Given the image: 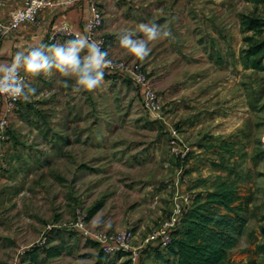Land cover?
Instances as JSON below:
<instances>
[{
    "label": "rangeland",
    "instance_id": "374dc122",
    "mask_svg": "<svg viewBox=\"0 0 264 264\" xmlns=\"http://www.w3.org/2000/svg\"><path fill=\"white\" fill-rule=\"evenodd\" d=\"M253 8L260 12L255 18H242L245 28L249 19L260 20V34L248 41L250 48L264 45V0H246L242 6L244 14ZM169 40L163 39V46L161 40L150 42L151 51L143 60L127 50L110 53L114 61L143 66L161 98L160 116L149 113L136 84L119 73L105 71L104 82L97 89L74 92L72 80L52 71L45 80L43 97L33 102L28 113L16 112L17 125L11 122L9 130L19 133L10 134L21 148L29 146L30 157H24L21 150L1 168L3 178L9 179L0 182V188L15 193L1 202L5 207L1 217H12L14 222L30 217L33 227L45 228L40 231L42 237L49 224H69L81 214L87 224L97 222L94 229L115 232L133 227L138 240L175 214L178 204L185 207L188 194L193 200L226 182L244 198L242 215L248 222L229 259L235 264L264 262V103L257 101L248 109L247 103L233 100L214 86L203 92L201 104L204 97L200 92L190 93L191 87L178 85L176 78L183 71L176 59L181 55L171 52ZM212 71L215 77L219 73ZM256 79L263 80L264 73H257ZM190 107L204 108V132L208 131L204 142L198 121L184 126ZM174 129L179 137L176 144L171 138ZM191 142L197 143L195 147L200 144L201 151L205 145L212 153L208 176L203 171L202 152L190 149ZM216 168L222 174H214ZM11 207H16L15 214L7 212ZM145 246H139L141 256Z\"/></svg>",
    "mask_w": 264,
    "mask_h": 264
},
{
    "label": "crops",
    "instance_id": "0c3cea01",
    "mask_svg": "<svg viewBox=\"0 0 264 264\" xmlns=\"http://www.w3.org/2000/svg\"><path fill=\"white\" fill-rule=\"evenodd\" d=\"M97 3L103 13L105 24L96 39L105 40L103 49L108 51L109 59L112 60L111 52L115 54L119 51L124 54L125 49L119 43L123 29L134 31L137 37L143 38V33L139 32V24L156 23L161 25L162 29L171 32L172 35L169 37L171 52L181 55L176 59L179 65L182 63L179 69L182 68L183 71V74L176 78L178 85L191 87L190 93L200 92L199 95L204 97L199 100L201 104L205 100L203 92L211 91L214 86L224 89L233 100L243 105L247 103L248 109L254 107L257 101L264 103V91H261L264 89V79H256L257 73H264V70H257L251 64L247 56L250 47H247L246 39L253 37L255 33L260 34V31L255 32L242 25V18L246 16L255 18L254 16L260 12L253 8L250 13L244 14L242 6L246 0H97ZM24 4L25 0H0V20L7 23L10 19V11L23 7ZM91 16L92 11L88 1L60 4L57 2L55 6L44 9L36 23L23 24L18 30L6 35L0 49V64H9L17 51L38 47L41 44H62L73 39L72 37L58 42L51 41L53 33L63 23H67L80 33H87V22ZM159 45L163 46L162 40ZM111 47L112 50H110ZM160 53H165L163 48H160ZM212 70L219 71L216 77ZM27 77L28 83L37 91L30 102L22 101L20 115L28 113V108L35 106L33 102L43 97L46 91L45 80L49 76L41 74L37 77L31 75ZM185 96L186 99L190 98V95ZM3 110L0 97V116ZM205 112L208 116L211 115L208 111ZM204 115V108L202 110V108L190 107L189 115H185L189 119L184 118V126L198 121L203 142L205 134H208V131L204 132L207 130V120L203 119ZM12 121H15L14 125L18 124L16 113L12 115ZM10 127L11 123L6 140L0 144V171L5 167V163L19 155L21 150L24 157H30L27 151L29 146L21 148L19 141H14L11 135L19 132L14 129L9 130ZM174 131L178 132L174 129L172 135ZM191 143H189L190 149H194L197 143L194 142L193 145ZM195 148L200 150L201 145ZM201 152L206 167L203 171L208 176V171L212 170L213 165V158L209 160V155L211 156L212 153L205 150V145ZM216 169L214 174H222L219 168ZM7 179H9L8 176ZM7 179L0 173V182L7 183ZM14 194V191L8 188H0V264H96L100 255H103V264H168V262L175 264L177 261L176 256L160 248L156 243L147 245L145 241L148 234L138 239L139 241L136 240L137 237L134 239L137 246L146 244L142 256L140 251L136 259L130 253L108 257L102 254L101 245L94 237L84 235L79 228L69 227L65 223L67 221L55 222L56 228L51 234L49 244L39 247L38 242L42 234L40 231L45 228L33 227L30 217H25L23 222H14L12 217L8 220L1 217V212L5 208L1 202L4 201V197L9 199ZM7 212L15 214L17 209L11 207L7 209ZM87 226L94 230L97 222H90ZM245 262L246 260L242 263ZM263 263L258 262V264Z\"/></svg>",
    "mask_w": 264,
    "mask_h": 264
},
{
    "label": "built area",
    "instance_id": "2783aa9c",
    "mask_svg": "<svg viewBox=\"0 0 264 264\" xmlns=\"http://www.w3.org/2000/svg\"><path fill=\"white\" fill-rule=\"evenodd\" d=\"M78 1H88L91 6L92 16L87 22V33H81L83 35H88L96 41H102V49L105 45V40L103 38L96 39L99 31L104 27L105 21L102 11L99 8L97 0H25L23 7H19L10 11V19L7 23H4L0 20V49L3 40L6 35L10 32L18 30L23 24L26 23H36L39 17V14L46 8L53 7L60 3H75ZM13 14H16L15 27H12L13 24ZM30 17V18H25ZM8 29L7 31L5 29ZM75 33H80L74 30L67 23H63L57 30L53 33L51 38L52 42H58L64 38H75ZM111 72L123 74L124 79L133 81L138 85L143 93V102L145 103L146 108L149 113L153 116L161 115L162 104L160 97L157 94L150 78L148 77L143 66L137 62H127L123 60L113 61L111 68H108ZM21 75L25 77L26 82L28 83L29 78L23 72ZM4 110L0 116V144L4 142L7 138V130L11 123V117L20 109L22 100L13 101L6 96H0ZM178 138V132L174 131L172 135V143L176 144L175 139ZM179 154V153H177ZM188 153H183L182 157L186 158ZM187 200L184 201L186 205L181 206L177 205L175 207L176 211L168 220L164 221L163 224L152 234H150L145 243L151 245L156 243L160 248L167 250L170 245L173 243L175 237V232L181 225V216L184 212L190 209L188 202H191V197L188 194L186 196ZM193 202V200H192ZM69 227L79 228L83 231V234L86 236L94 237L101 245L102 252L108 256H117L121 253H130L134 259H136L140 254V247L134 243L136 237V232L133 227H126L124 229L108 232L101 229L91 230L88 228L85 218L79 214L77 218L71 221L68 224ZM56 228V223H51L47 227L46 233L41 237L38 242L39 247H44L49 244L51 239V234ZM144 244V245H146Z\"/></svg>",
    "mask_w": 264,
    "mask_h": 264
},
{
    "label": "clouds",
    "instance_id": "9594fccd",
    "mask_svg": "<svg viewBox=\"0 0 264 264\" xmlns=\"http://www.w3.org/2000/svg\"><path fill=\"white\" fill-rule=\"evenodd\" d=\"M15 21L16 14H13L12 27L16 26ZM139 32L143 33V38L137 37L134 31L123 29L119 39L120 46L139 60L149 55L150 42L172 35L161 25L151 22L140 23ZM102 43L88 35L75 33V38L62 44H41L17 51L9 64H0V96L25 103L31 101L37 90L26 82L21 71L37 77L41 74L50 76L55 69L61 77L74 82V92L97 89L104 82L105 69L113 65V61L108 58V51L102 49Z\"/></svg>",
    "mask_w": 264,
    "mask_h": 264
},
{
    "label": "trees",
    "instance_id": "16d2710c",
    "mask_svg": "<svg viewBox=\"0 0 264 264\" xmlns=\"http://www.w3.org/2000/svg\"><path fill=\"white\" fill-rule=\"evenodd\" d=\"M246 20L248 21V18ZM249 21L250 25L247 27L255 32L259 31L260 20ZM252 40V37H247V41ZM263 53V44L255 45V48H249L247 52L249 60L255 58L250 61L257 70H264L262 58L257 59L260 56L264 58ZM121 77L124 79L123 74ZM136 86L143 100V93L140 87ZM193 204L182 214L181 225L175 232L173 243L167 249L171 255L177 257L175 264H235L230 261L229 254L238 245L248 223L242 215L246 210L244 198L237 194L232 184L224 182L217 189L208 191L206 195L195 197ZM96 264H103V255H100ZM243 264L258 262L250 260Z\"/></svg>",
    "mask_w": 264,
    "mask_h": 264
}]
</instances>
